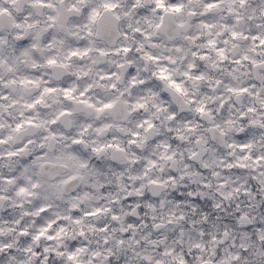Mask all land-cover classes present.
<instances>
[{"label": "clouds", "instance_id": "clouds-1", "mask_svg": "<svg viewBox=\"0 0 264 264\" xmlns=\"http://www.w3.org/2000/svg\"><path fill=\"white\" fill-rule=\"evenodd\" d=\"M0 264H264V0H0Z\"/></svg>", "mask_w": 264, "mask_h": 264}]
</instances>
